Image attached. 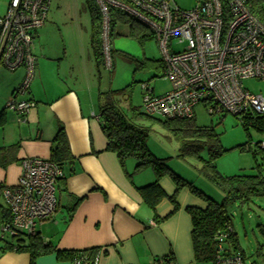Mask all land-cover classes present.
<instances>
[{
    "label": "crops",
    "instance_id": "crops-1",
    "mask_svg": "<svg viewBox=\"0 0 264 264\" xmlns=\"http://www.w3.org/2000/svg\"><path fill=\"white\" fill-rule=\"evenodd\" d=\"M45 23L36 31L32 49L36 58L34 76L22 97L34 101L36 106L23 122L5 109V101L22 82L24 70L10 72L0 68V117L4 120L0 148L17 146L10 157L15 161L0 167V226L9 215L2 190L17 184L23 159H49L51 141L62 128L73 161L63 165L54 216L36 229L42 241L56 251L84 257L100 250L98 264H150L161 258H167V264H195L187 209L203 210L205 202L187 188L178 189L165 175L157 181L164 197L154 208L148 207L139 189L154 183V173L149 167L137 169L138 162L133 158L120 161L107 149L99 117V95L103 92L98 90L96 111L92 91L82 85V64L63 69L52 64L54 59L37 44ZM89 30V49L98 76L91 23ZM87 75L89 71L83 79ZM9 241L0 240V264H30L29 253L11 250ZM70 261L58 260L56 253H50L38 257L34 264Z\"/></svg>",
    "mask_w": 264,
    "mask_h": 264
},
{
    "label": "built area",
    "instance_id": "built-area-1",
    "mask_svg": "<svg viewBox=\"0 0 264 264\" xmlns=\"http://www.w3.org/2000/svg\"><path fill=\"white\" fill-rule=\"evenodd\" d=\"M92 3L99 15V53L106 71L113 69L111 37L116 17L138 23L158 44L162 76L171 89L156 96L149 84L140 86V112L146 117L189 120L198 106L209 115L230 114L239 124L248 117H264V98L242 87L244 80H264V23L246 0H231L225 9L220 0H195L190 10L179 9L173 0ZM49 5L50 0H10L0 18V68L24 70L22 82L5 103V109L20 122L36 106L22 97L34 76L33 43ZM174 44L183 49L172 50ZM255 150L264 151V140L255 144ZM20 166L17 184L2 190L10 218L0 226V240L34 235L57 210L61 169L49 159L39 158L23 159ZM230 232L227 228L215 233L213 264H243L240 253H227L225 242ZM100 254L98 250L89 260L78 255L69 264H98ZM150 264H167V258Z\"/></svg>",
    "mask_w": 264,
    "mask_h": 264
},
{
    "label": "rangeland",
    "instance_id": "rangeland-1",
    "mask_svg": "<svg viewBox=\"0 0 264 264\" xmlns=\"http://www.w3.org/2000/svg\"><path fill=\"white\" fill-rule=\"evenodd\" d=\"M9 1L0 0V18L4 16ZM173 1L181 10H190L195 4V0ZM46 17L45 31L37 42L38 47L45 48L47 55L54 59L52 64L55 66L59 64L64 68L82 64V85L85 84L87 91H92L95 110L98 106V90L107 93L110 100L116 101L121 112L135 126L145 131L149 152L155 158L162 159L165 166L186 184L183 188L192 187L204 197L221 204L225 193L208 176L219 175L225 178L256 173L255 168L261 161L258 156L253 158V151L255 144L264 140V134L251 128L243 129L230 114L209 115L201 106L194 110L195 125L211 128L218 141L217 152L221 153L215 156L213 168L207 164L212 154L203 142L206 139L178 138L162 124L165 121L163 119L132 117L131 109L140 110L142 84H149L156 96L171 89L160 67L153 63L161 60L157 42L152 37H138L148 36L147 30L141 25L132 21L141 28L140 34L134 35L130 31L131 21H115L111 37L113 69L108 72L100 66L98 79L89 49L90 17L85 0H50ZM171 49L181 51L183 46L174 44ZM88 71L85 80L84 73ZM242 87L264 98V80H244ZM193 141L201 145L197 151L183 147V144L193 145ZM224 208L230 217L231 230L236 236L243 264H264V195L254 197L244 204L225 203Z\"/></svg>",
    "mask_w": 264,
    "mask_h": 264
},
{
    "label": "trees",
    "instance_id": "trees-1",
    "mask_svg": "<svg viewBox=\"0 0 264 264\" xmlns=\"http://www.w3.org/2000/svg\"><path fill=\"white\" fill-rule=\"evenodd\" d=\"M220 1L222 7L225 9L227 4L231 0ZM246 1L252 13H254L264 23V0ZM85 2L88 7L90 23L92 27L91 46L93 49L96 66L99 70V66H101L98 41L99 15L92 3V0H85ZM117 19L118 18L116 17L113 20V26ZM130 31L131 34L137 35L141 31V28L134 22H132V25H130ZM143 36L141 37L140 35H138L139 38L143 39H148V37H151V35L149 34L147 37ZM153 63H156L157 66L162 70L160 60L154 61ZM99 98L102 102L99 109V117L102 123V130L107 140V149L114 152L117 155L118 159H120V161H124L128 158H133L138 162L136 166L137 169L149 167L154 173V183L139 189V192L148 207L154 208L156 203L164 197V193L157 184V181L161 177L165 175L170 177V179L174 182L178 189L185 187L186 184L165 166L164 161L155 158L149 152L146 146L145 131L135 126L132 121H130L131 119H128L117 107L116 101L113 99H109L107 93H101L99 95ZM131 115L133 118L145 116L140 112V110L136 108L131 109ZM3 123L4 120L2 117H0V127L3 125ZM162 124L168 130L173 132L178 138L193 137L196 139H206L208 142H203L204 144L208 145L209 153L212 154V157L207 162L208 165H212L215 156L221 153V151L217 152L218 141L213 134L212 129L209 127L196 126L194 117L189 120H165ZM240 125L245 130L251 128L258 133H264V117H248L244 119ZM193 143V145L183 144V147L190 148V150L192 151H197L198 149H200L201 145L199 142L195 143V141H193ZM16 148V145L8 149L0 148V167L4 168L10 162L15 161L14 158L10 159V157L13 152H15ZM257 156L259 157L261 163L256 166V173L253 175H236L233 177L225 178L217 174V176H208L209 179L215 185L219 186L225 193V197L223 198L221 204L216 203L210 198L204 197L200 192L192 189V187L189 188V191L192 194L200 197L206 204V208L203 210L198 208L187 209L188 213L190 214L192 223L191 241L195 264L214 263L216 252L214 235L219 230H226L227 228H231L230 217L224 208L225 203L239 202L241 204H244L251 201L254 197L264 195V180L262 179L264 175V151L254 150L253 158H256ZM49 160L61 169L63 178V165L65 163H71L73 161V158L70 155L68 142L62 128L57 131L56 135L51 141ZM62 178H60L59 181ZM7 222H9L8 214H6L3 223ZM25 241L26 245L23 246V243H25ZM8 243L11 244V250L27 251L30 255V264H34V261L38 257L50 253H56L58 260H72L75 256L79 255H74L70 252L56 251L50 244L44 243L38 233H35L32 236H20L18 238H12ZM225 247L228 254L240 253L242 255L237 247L236 236L232 230L229 233L227 241L225 242ZM97 251L98 250L96 249L89 252L90 255H88L86 258L88 260L91 259Z\"/></svg>",
    "mask_w": 264,
    "mask_h": 264
}]
</instances>
